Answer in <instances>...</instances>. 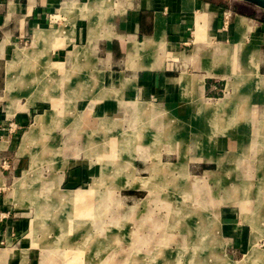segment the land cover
Masks as SVG:
<instances>
[{
    "label": "crops",
    "instance_id": "0c3cea01",
    "mask_svg": "<svg viewBox=\"0 0 264 264\" xmlns=\"http://www.w3.org/2000/svg\"><path fill=\"white\" fill-rule=\"evenodd\" d=\"M99 188L121 195L151 264L260 263L243 258L264 236L263 14L224 0H0V264L118 245L85 212L107 206L83 207Z\"/></svg>",
    "mask_w": 264,
    "mask_h": 264
},
{
    "label": "rangeland",
    "instance_id": "374dc122",
    "mask_svg": "<svg viewBox=\"0 0 264 264\" xmlns=\"http://www.w3.org/2000/svg\"><path fill=\"white\" fill-rule=\"evenodd\" d=\"M224 2L227 4V6L232 7V9L238 11V12H243L246 14H250L253 16H262V14L264 15V10L252 5V4H248L247 2L241 1V0H224ZM27 45V43H26ZM25 46V45H24ZM51 107L47 106L44 104V106H38L35 107L33 109V112H29L30 113V117L32 118L33 116L42 114L43 112H45L46 110H50ZM51 111V110H50ZM80 111V110H79ZM68 118V114L66 112V119ZM61 123H65L64 120H57ZM56 124H54L53 126H55ZM84 127V126H83ZM19 135H21L23 132V129H18ZM70 140L71 142L74 141L73 138L67 139ZM84 156L89 158L88 153H84ZM85 159V158H84ZM98 163H100V159L99 156L96 159ZM91 162H94V160H91ZM90 164V160L88 159L86 161V166H88ZM94 171V170H92ZM98 171V170H97ZM103 171V170H102ZM112 170H110L111 172ZM99 191H101L99 193V195H97L96 198H94V200H88L86 199L83 203V207L84 209H88L89 204H92L91 207L93 206L94 202L98 199V201H100V204H104L107 206V210L104 209H100L97 208L90 210H87L85 212L90 213L89 214V218L91 219V216L93 217V220H101V221H107V224H105V228L108 232H106L105 230H102L101 235H105L106 233L108 234H114L117 237L118 240V245L112 247V248H108V249H96L95 251H90V249L86 248V249H75L73 247L71 248H67V247H59V248H48L45 249L42 253V250L40 248V250H36L38 252L37 254V258L35 259L36 264H40L41 259V255L44 257V255L46 254L47 259H45V262L49 259L51 264H151V262H148L147 256L148 253L147 252H152L153 248H151V244L149 242L148 245L145 247L146 249H144L143 247L141 248V250L139 252L138 248L136 247V245L141 244L139 242H136L138 239L141 238V236L138 234L137 231H132L131 232V237L129 239V235H128V229H127V224H122V222L125 221V219H123V214L127 213L123 211L122 209V198L121 195H116V192H114L113 196L114 199L112 200H107V202L103 201V188H99ZM32 197L29 196L28 199H31ZM27 199V200H28ZM31 202V200H28ZM264 200H259L257 206H259L258 208H262V206H264ZM258 208L256 209V213L259 212ZM262 212L264 213V209L262 208ZM260 213V212H259ZM259 213L258 216H252L254 219H252V217H250L249 222L251 223L252 227H253V232L255 230V232L253 233V237H257L259 236L258 233V217H259ZM107 214V216L105 215ZM106 216V217H105ZM264 216V215H263ZM113 222H117L116 224ZM114 225H113V224ZM255 225V226H254ZM135 227V226H134ZM132 227V230H136V228ZM261 230H263V235H264V229L263 228H259ZM131 230V229H130ZM142 233H144L145 235H148V232H145L143 229L140 230ZM54 236V233H51V237ZM143 236V235H142ZM145 237V236H144ZM132 238V239H131ZM78 239V238H76ZM79 240V239H78ZM132 240H136L135 242ZM56 245V243H55ZM54 245V246H55ZM142 245V244H141ZM257 246V247H256ZM254 248L257 256L259 257L256 261L260 262L259 264H264V236L259 237V239L257 240L256 244H253L251 249ZM260 250H258V249ZM50 250V251H49ZM55 251V252H52ZM231 249L228 248L227 252H230ZM251 251V250H250ZM249 251V253H250ZM143 252H145V257H143ZM182 252V251H181ZM159 254L161 253L158 252ZM249 253L243 258V260H248L247 257L249 255ZM171 254H173V252L171 251ZM259 254V255H258ZM174 255V259L171 260V264H179L177 263V259L176 257H178L179 259L183 258L182 257V253L179 254V256H175ZM235 255H238L237 253H235ZM262 258V259H261ZM44 260V259H43ZM193 263L195 264H202V259L201 258H195L193 260ZM44 264V263H42Z\"/></svg>",
    "mask_w": 264,
    "mask_h": 264
},
{
    "label": "water",
    "instance_id": "95a60500",
    "mask_svg": "<svg viewBox=\"0 0 264 264\" xmlns=\"http://www.w3.org/2000/svg\"><path fill=\"white\" fill-rule=\"evenodd\" d=\"M241 1L247 2L248 4L255 5L264 10V0H241Z\"/></svg>",
    "mask_w": 264,
    "mask_h": 264
},
{
    "label": "bare ground",
    "instance_id": "6f19581e",
    "mask_svg": "<svg viewBox=\"0 0 264 264\" xmlns=\"http://www.w3.org/2000/svg\"><path fill=\"white\" fill-rule=\"evenodd\" d=\"M252 219H254L253 217H252ZM255 226V225H254ZM254 232H255V230H254ZM259 255V254H258ZM259 257L257 256V253H256V251H255V249L254 248H252L251 249V251H250V253H249V255H248V257H247V259L248 260H257ZM262 259V258H261Z\"/></svg>",
    "mask_w": 264,
    "mask_h": 264
}]
</instances>
